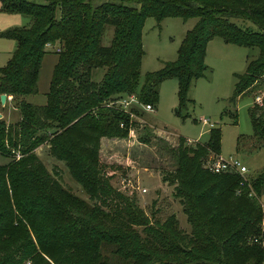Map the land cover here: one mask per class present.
Here are the masks:
<instances>
[{"label": "trees", "instance_id": "trees-1", "mask_svg": "<svg viewBox=\"0 0 264 264\" xmlns=\"http://www.w3.org/2000/svg\"><path fill=\"white\" fill-rule=\"evenodd\" d=\"M0 10L30 19L28 27L0 33L15 43L0 67V95L11 98L20 117L0 120V155L8 159L0 165V264H264L258 200L264 169L242 178L204 168L207 158L219 155L218 129L192 147L182 138L174 147L160 140L173 159L162 182L172 187L188 231L173 213L150 220L133 195L113 188L110 181L122 167L103 163L98 152L101 139H125L139 128L138 142L154 141L131 115L140 117L144 105L154 108L158 87L168 79L176 81L178 103L185 106L191 82L203 76L212 39L257 50L234 76L228 103L252 93L264 76V0H0ZM149 17L197 21L175 60L140 83V29ZM45 44L58 49L57 59L45 104L36 106L23 97L37 92ZM130 95L137 104L125 111L119 103ZM247 115L252 137L264 141V96ZM41 145L88 201L50 176L34 154Z\"/></svg>", "mask_w": 264, "mask_h": 264}, {"label": "rangeland", "instance_id": "rangeland-1", "mask_svg": "<svg viewBox=\"0 0 264 264\" xmlns=\"http://www.w3.org/2000/svg\"><path fill=\"white\" fill-rule=\"evenodd\" d=\"M196 21V18H165L157 23L150 17L143 21L140 29V83L146 74L154 73L161 69L163 64L175 60L176 51L185 32L191 29ZM29 23L28 17L0 10V33L8 29L28 27ZM246 25L249 26V23ZM250 27L254 29L253 26ZM108 37L109 34L104 36V44L107 43ZM14 45L12 40L0 37V67L9 60ZM45 50L48 52L44 54L37 74V92L35 95L23 97L26 103L36 106L45 104V94L57 59L55 52ZM256 55L255 48L236 47L223 44L219 39H212L205 46L203 76L191 82L185 106L178 103L176 81L168 79L160 83L157 104L151 112L141 109L140 117L131 115L156 138L152 140V144L144 145L138 142V132L141 128L136 133L130 131L125 139L99 141L100 160L122 167L110 181L111 186L125 195H133L150 220L161 221L166 215L173 213L178 226L184 231L189 230L178 200L172 196V187L162 182L164 172L173 169V159L165 151L160 140L167 146L174 147L178 143L177 138H182L184 145L192 147L196 143L206 142L209 130L216 128L220 132L221 159H236L247 169L248 177H254L264 169V141L256 142L252 137L247 115V109L255 99L261 100L264 96V76L252 93L241 96L233 105L228 103L232 96L234 76L242 74L248 59H253ZM99 76L100 73L95 79ZM8 99L9 105L0 108V120L6 124L15 123L20 118L18 110L10 101L11 98ZM202 119L212 128L203 126ZM186 140L192 143L187 145ZM34 154L50 176L64 189L79 199L88 201L80 187L70 178L64 165L48 154L47 145L36 148ZM7 162L8 159L0 155V165ZM258 200L263 212L261 228L264 232V192Z\"/></svg>", "mask_w": 264, "mask_h": 264}, {"label": "built area", "instance_id": "built-area-1", "mask_svg": "<svg viewBox=\"0 0 264 264\" xmlns=\"http://www.w3.org/2000/svg\"><path fill=\"white\" fill-rule=\"evenodd\" d=\"M45 49H53V47L49 44H45L44 45ZM54 51L57 52L58 49L54 48ZM9 98V96L7 97V99ZM9 100V99H8ZM260 99L256 98L254 103L259 104L260 103ZM137 104V100L136 97L134 95H130L127 96L124 100H122L119 103V106L127 111L129 109V107H131L132 105L136 106ZM141 109L143 111H147V112H151L152 108L148 105H144L141 106ZM201 124L203 126H208L209 128H212V126L210 124H208L204 119L201 120ZM192 142L186 140V144H190ZM195 143V142H194ZM204 168H206L210 173L213 174H219V173H234L237 174L238 176L244 178L247 176L248 171L247 169L241 164L239 163L236 159H232V158H228V160H223L218 156H215L213 158H207V160L204 163ZM144 192V190H142Z\"/></svg>", "mask_w": 264, "mask_h": 264}, {"label": "water", "instance_id": "water-1", "mask_svg": "<svg viewBox=\"0 0 264 264\" xmlns=\"http://www.w3.org/2000/svg\"><path fill=\"white\" fill-rule=\"evenodd\" d=\"M5 99H6L5 95H0V106L2 107L4 106Z\"/></svg>", "mask_w": 264, "mask_h": 264}, {"label": "crops", "instance_id": "crops-1", "mask_svg": "<svg viewBox=\"0 0 264 264\" xmlns=\"http://www.w3.org/2000/svg\"><path fill=\"white\" fill-rule=\"evenodd\" d=\"M14 46H15V45H14ZM5 97H6V96H5ZM8 101H9V100H8L7 97H6V99H5V103H4L5 106L9 105ZM3 107H4V106H3ZM0 108H2V106H0ZM8 113H9V112H8ZM7 118H8V117H7ZM8 119H9V118H8Z\"/></svg>", "mask_w": 264, "mask_h": 264}]
</instances>
